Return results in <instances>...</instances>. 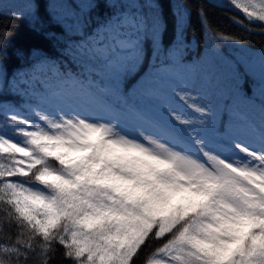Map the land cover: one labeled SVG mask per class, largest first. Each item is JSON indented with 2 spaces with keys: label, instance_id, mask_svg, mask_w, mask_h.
Listing matches in <instances>:
<instances>
[{
  "label": "snow or ice",
  "instance_id": "1",
  "mask_svg": "<svg viewBox=\"0 0 264 264\" xmlns=\"http://www.w3.org/2000/svg\"><path fill=\"white\" fill-rule=\"evenodd\" d=\"M227 3L233 23L264 29V0ZM0 14L58 51L34 48L9 74L0 20V264H264V49L234 40L230 59L210 40L187 60L179 0H13Z\"/></svg>",
  "mask_w": 264,
  "mask_h": 264
},
{
  "label": "trees",
  "instance_id": "2",
  "mask_svg": "<svg viewBox=\"0 0 264 264\" xmlns=\"http://www.w3.org/2000/svg\"><path fill=\"white\" fill-rule=\"evenodd\" d=\"M163 2L167 6L169 0H163ZM179 2L185 4L191 11L186 30L187 40L191 44V49L186 57L187 60L191 61L201 57L208 47L210 40H214L215 48L230 59H234L241 51L240 44L231 42L234 40L241 41L244 47L250 50L264 49V34H262L264 33V29H261L259 25H250L248 26L250 30H245V28L241 27L239 24L233 23L231 17L233 15L240 17L241 14L234 8L229 7L227 0H179ZM218 4L221 6H217ZM3 6L4 7L0 8V10L6 12V5ZM201 9L206 12V17L203 18V20L199 15ZM167 19L169 21V30L164 37L165 44L172 39V18L170 13ZM0 20L7 24L10 30L15 32L9 48V58L6 61L9 74L12 73L13 69L29 63L27 57L34 48L39 50V54H46L50 57H56L58 55L54 42L45 39L43 35L37 32H33L29 28L27 21L23 19H5L2 14H0ZM56 30L58 31V29ZM223 36L230 37V40L222 39L221 37ZM17 48L23 50L25 54L23 60L17 59L13 54L14 50ZM144 68H147V62H145ZM244 87L248 90L249 94H251L248 83H245ZM9 99H11V97H9ZM0 122H2V117H0ZM11 231V229L5 227L2 235H7ZM12 234L14 235V232ZM37 259L38 258L35 257L33 258V264H35ZM52 264H67V262H62L59 253H57Z\"/></svg>",
  "mask_w": 264,
  "mask_h": 264
},
{
  "label": "rangeland",
  "instance_id": "3",
  "mask_svg": "<svg viewBox=\"0 0 264 264\" xmlns=\"http://www.w3.org/2000/svg\"><path fill=\"white\" fill-rule=\"evenodd\" d=\"M12 2L13 0H2V4H0V8H3L4 7L3 5H6V9H7V6Z\"/></svg>",
  "mask_w": 264,
  "mask_h": 264
}]
</instances>
